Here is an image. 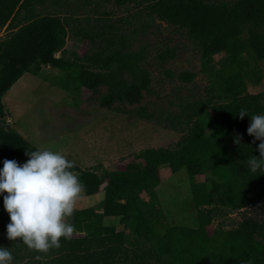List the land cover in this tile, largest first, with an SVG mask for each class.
<instances>
[{"label": "trees", "instance_id": "obj_1", "mask_svg": "<svg viewBox=\"0 0 264 264\" xmlns=\"http://www.w3.org/2000/svg\"><path fill=\"white\" fill-rule=\"evenodd\" d=\"M93 1L98 16L80 19L75 14L87 0H0V31L7 32L0 39V167L5 158L23 162L26 151L37 149L8 126L1 101L23 74L41 75L45 66L67 73L71 92L105 88L98 105L113 112H124L119 104L137 105L150 90L144 49L128 47L120 24L129 21H112L110 13L98 11L105 4L137 8L131 17L142 18L137 27L143 33L157 19L194 44L200 71L209 78L205 96L180 104L171 128L181 136L172 146L143 149L123 168L102 175L74 164L81 196L102 190L101 211L73 208L66 222L74 231L60 238L59 247L37 252L10 241L6 222H0V245L10 247L14 264H264V174L249 172L246 164L248 156L259 155V141L246 132L250 118L237 116L241 108L249 115L264 113V90L247 91L248 83L264 81V0ZM47 6L65 14H46ZM69 32L87 42L82 55L66 56ZM170 55L164 51L161 61ZM214 56L220 57L216 63ZM194 76L183 71L178 79L187 84ZM132 112L155 119L142 106ZM161 166L172 174L185 171L195 228L168 224L155 193ZM240 210H253L254 216L229 226L217 223Z\"/></svg>", "mask_w": 264, "mask_h": 264}, {"label": "rangeland", "instance_id": "obj_2", "mask_svg": "<svg viewBox=\"0 0 264 264\" xmlns=\"http://www.w3.org/2000/svg\"><path fill=\"white\" fill-rule=\"evenodd\" d=\"M83 6L84 8L75 14L76 18L98 16L94 13L96 6L93 0H87V4ZM97 9L110 13L108 17L112 21L128 20V24H120L121 31L128 36V47L132 50L139 47L144 49L143 63L150 74L151 83L150 90L143 93L137 105L119 104L123 113L109 111L98 105V99L105 92V88H99L96 93L71 92L67 73L45 66L41 69V75L25 73L17 85H14L16 87L23 83L26 86L25 91L19 92V99L7 103V95L14 88L12 86L2 96L1 101L8 126L21 133V136L25 135L27 141L36 143L38 148L48 147L60 151L80 169L94 168L97 174L102 175L123 168L133 161L134 154L143 149L172 146L181 136L179 131L171 128L175 123L174 117L181 112L180 104L204 97L209 78L200 71L197 47L172 27L156 19L150 24L148 31L143 33L137 27L142 18L131 17L137 8H117L109 3ZM42 10L46 14H65L62 9L58 11L57 7L47 6ZM133 29L137 31L135 34ZM6 35L4 29L0 31V39ZM87 47V42L74 38L71 32L68 33L66 56H70L72 52L82 55ZM166 50L170 51L171 55L161 61L160 56ZM219 58L214 56L211 62L216 63ZM183 71L195 74L190 83H180L178 75ZM263 90L264 81L257 86L248 83L247 91L251 94ZM139 106L144 107L147 113H152L155 119L136 118L132 111ZM17 108L20 111L14 113ZM158 175L160 183L155 193L168 224L196 226L185 171L172 174L167 166H161ZM196 180L203 181L204 177H197ZM99 193H102V190ZM93 198L95 202L98 199L102 201L100 194L90 199ZM141 198V205L146 204V196L142 194ZM85 200V196L79 193L74 208L81 209L89 205ZM245 216H254L253 210L235 211L225 218L218 219L217 223L229 226ZM8 219V214L1 208L0 222L8 223ZM109 221L106 220L105 223ZM111 223L116 224V220ZM22 253L26 254L23 250ZM14 262L15 260L12 261L13 264Z\"/></svg>", "mask_w": 264, "mask_h": 264}, {"label": "clouds", "instance_id": "obj_3", "mask_svg": "<svg viewBox=\"0 0 264 264\" xmlns=\"http://www.w3.org/2000/svg\"><path fill=\"white\" fill-rule=\"evenodd\" d=\"M248 116L247 134L258 140L259 155L246 159L249 172L264 174V113L248 114L241 108L237 116ZM240 143V136L234 138ZM23 162L5 158L0 167V197L8 214L6 238L22 242L29 249L47 252L60 246V238L68 239L74 225L66 222L73 213L74 202L83 189L73 171L74 161L60 151L48 147L26 151ZM39 259V256H37ZM10 247L0 245V264H12Z\"/></svg>", "mask_w": 264, "mask_h": 264}, {"label": "crops", "instance_id": "obj_4", "mask_svg": "<svg viewBox=\"0 0 264 264\" xmlns=\"http://www.w3.org/2000/svg\"><path fill=\"white\" fill-rule=\"evenodd\" d=\"M24 75V74H23ZM22 75V76H23ZM21 76V77H22ZM20 77V78H21ZM17 83V82H16ZM14 85H16V84H14ZM13 85V86H14ZM19 134H21V133H19ZM23 136V138L25 139V140H27V138L25 137V135H22ZM28 142L30 143V144H34L37 148H38V145L36 144V143H34V142H32V141H29L28 140ZM52 150H54V149H52ZM97 194H100V195H102V199H103V193H97ZM97 194H95V195H93V196H87V197H85V199L87 200H85V202L87 203V204H89V205H87V206H85V207H82V208H88V207H92V208H94L95 209V211H97V212H100L101 211V202L102 201H100V199H98L96 202H95V199L93 198V199H90L91 197H95L96 198V196H97ZM190 200H191V198H190ZM92 204H95V205H92ZM2 205H0V209L1 208H3V207H1ZM97 207H98V209H97ZM81 208V209H82ZM76 209H78V208H76ZM184 216V215H183ZM8 222V221H7ZM194 224V223H193ZM173 225H180V224H173ZM182 226H187V227H191V228H195L196 226H194V225H186V224H183Z\"/></svg>", "mask_w": 264, "mask_h": 264}, {"label": "bare ground", "instance_id": "obj_5", "mask_svg": "<svg viewBox=\"0 0 264 264\" xmlns=\"http://www.w3.org/2000/svg\"><path fill=\"white\" fill-rule=\"evenodd\" d=\"M18 82V81H17ZM16 85H17V83H16ZM25 89H26V86H25V84H23V83H21V84H19L18 86H14V88H12V90H10V92H9V94L7 95V103H10L11 101H13V100H15L16 98H18V95H19V92L21 93V92H23V91H25ZM19 98H20V96H19ZM18 98V99H19ZM20 111V109H18L17 108V110H14L13 112L14 113H17V112H19ZM20 116V115H19ZM25 116V115H24Z\"/></svg>", "mask_w": 264, "mask_h": 264}]
</instances>
